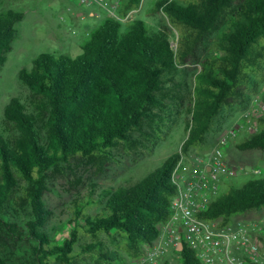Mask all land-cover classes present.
<instances>
[{"label": "trees", "instance_id": "1", "mask_svg": "<svg viewBox=\"0 0 264 264\" xmlns=\"http://www.w3.org/2000/svg\"><path fill=\"white\" fill-rule=\"evenodd\" d=\"M139 2L119 0L116 16L125 19ZM155 6L178 31L176 50L166 25L151 31L142 20L105 15L77 56L41 53L30 71H19L39 102L35 113H27L16 98L4 110L13 132L0 134V264H131L167 218L178 153L134 186H92L74 202L59 235L47 227V173L76 156L108 159L119 142L134 141L132 134H141L145 125L165 123L176 109L165 98H180L172 90L180 84L174 75L185 64L200 68L193 74L182 151L206 147L222 111L248 101L252 77L264 71V0H158ZM22 20V13L0 11V66ZM237 147L264 150V118L259 131ZM89 206L98 210L85 211ZM260 206L264 178L249 179L229 185L207 216L227 222ZM181 264L203 263L184 248Z\"/></svg>", "mask_w": 264, "mask_h": 264}, {"label": "rangeland", "instance_id": "2", "mask_svg": "<svg viewBox=\"0 0 264 264\" xmlns=\"http://www.w3.org/2000/svg\"><path fill=\"white\" fill-rule=\"evenodd\" d=\"M157 1L140 0L137 8L129 13L130 19L142 20L151 31L162 30L166 25L171 31V46L176 50L178 31L169 25L161 11H156ZM106 3L109 5L110 0H106ZM4 10H13L23 15V20L16 26L11 51L0 66V134L10 136L13 130L4 122L7 104L16 98L24 105L27 113H35L39 102L20 81L19 71H30L32 61L41 53L66 54L71 57L80 54V46L88 34L102 23L106 13L97 7L79 6L71 0H0V11ZM90 11L95 13L94 17L88 16ZM215 34L206 39L205 49L211 45ZM179 68L182 70L174 75V81L180 84L172 90L180 98L175 101L165 98L170 105L176 106L165 123L145 125L141 134H132L134 141L119 142L108 159L97 155L76 156L62 168L47 173L46 181L50 191L44 195V200L51 212L47 224L51 234L59 235L64 231L74 202L85 196L92 186L97 189L134 186L167 157L178 153L187 139L186 124L190 115L186 107L193 74L200 66L185 64ZM252 80L253 84L247 89L248 101L244 105L224 109L222 118L207 136L206 147L214 144L217 136L234 126L236 121L244 120V130L226 147L227 162L239 170V175L222 186L220 192L226 191L231 184L240 186L249 179L264 178V150H241L237 147L259 131L260 119L264 118V114L257 112L258 105L264 104V71L253 76ZM249 126H252L251 130H248ZM38 127L44 141L45 130L41 123H38ZM190 150L195 151L197 148L191 147ZM255 168L260 170V174L251 175L250 172ZM97 210V207L89 206L85 211L93 213ZM233 219L264 222V206L235 215ZM52 264L60 263L52 261Z\"/></svg>", "mask_w": 264, "mask_h": 264}, {"label": "built area", "instance_id": "3", "mask_svg": "<svg viewBox=\"0 0 264 264\" xmlns=\"http://www.w3.org/2000/svg\"><path fill=\"white\" fill-rule=\"evenodd\" d=\"M73 3L116 16L119 0H71ZM92 16L95 13L93 11ZM264 114V104L257 107ZM246 116V115H244ZM244 120L221 132L214 144L199 150L178 151L170 181L175 193L167 218L158 224V235L145 244L131 264H181V252L191 250L203 264H264V222L208 217L211 203L222 193L220 188L239 175L226 159V147L244 130ZM252 126L248 127L251 130ZM251 175L260 174L255 168Z\"/></svg>", "mask_w": 264, "mask_h": 264}, {"label": "crops", "instance_id": "4", "mask_svg": "<svg viewBox=\"0 0 264 264\" xmlns=\"http://www.w3.org/2000/svg\"><path fill=\"white\" fill-rule=\"evenodd\" d=\"M88 16H90V17H93L92 16V12L90 11V12H88ZM95 16V15H94Z\"/></svg>", "mask_w": 264, "mask_h": 264}]
</instances>
